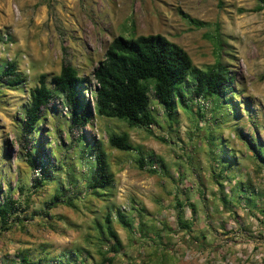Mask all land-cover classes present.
I'll return each mask as SVG.
<instances>
[{
  "label": "rangeland",
  "instance_id": "1",
  "mask_svg": "<svg viewBox=\"0 0 264 264\" xmlns=\"http://www.w3.org/2000/svg\"><path fill=\"white\" fill-rule=\"evenodd\" d=\"M256 6V0H0V63L15 60L26 77L16 89L0 85V203L6 196L20 202L7 226L0 221V264H20L22 256L32 264H97L110 245L106 213L118 235H130L127 255L121 251L112 264H143L139 253L152 251L159 238L152 241L150 234L154 237L158 227L175 223L177 203L186 206L183 214L189 221L204 222L212 233L214 221L228 223V244L240 228L264 241V10ZM180 12L206 25L196 28ZM156 33L182 47L198 68L219 59L235 76L230 102L187 96L189 106L179 105L171 123L152 97L157 123L150 134L94 113L84 130L69 131L61 102L54 100L41 132L38 126L34 130L36 145L41 141L44 146L40 157L35 155L32 138L22 134L20 123L39 75L47 74L51 86V77L70 63L90 80V88L82 91L93 104L92 71L112 39ZM81 132L86 139H80ZM122 132L133 150L109 146L108 136ZM93 139L103 142L115 174L114 187L99 195L90 194L85 181L93 157L84 150ZM48 152L51 176L35 188L34 179L41 174L30 159L44 163ZM149 155L158 159L156 173L148 172ZM140 156L144 168L138 165ZM56 193L60 201L48 208ZM232 206H240L251 219L247 225L230 224L235 219L244 223ZM219 207L229 209V215L224 217ZM118 208L131 220L132 231L117 220ZM238 249L224 264L249 263L247 247ZM262 252L260 244L257 253ZM194 255L189 252L187 258Z\"/></svg>",
  "mask_w": 264,
  "mask_h": 264
},
{
  "label": "trees",
  "instance_id": "2",
  "mask_svg": "<svg viewBox=\"0 0 264 264\" xmlns=\"http://www.w3.org/2000/svg\"><path fill=\"white\" fill-rule=\"evenodd\" d=\"M256 2L255 10H264V0H256ZM180 14L196 28L206 25L204 21L186 13L180 12ZM216 31L219 35L218 26ZM215 44L218 50L221 49L219 39L215 40ZM92 77L95 80L93 104L85 99L82 91L90 88V80L80 76L78 70L70 63H63L59 72L51 77V86L47 83V74L39 75L38 84L28 92V101L20 123L22 134L32 138L35 155L40 157L44 152V146L41 141L36 145L37 134L34 130L38 126L41 132L40 124L44 120L43 116L48 109H54L51 105L54 100L59 99L61 102L65 112L64 117L68 120L69 131L84 130L94 113L98 116L122 120L130 127L144 128L152 134L151 127L157 123L150 107L152 97L164 108L167 118L173 123L176 121L177 107L189 106L186 101L188 97L195 99L210 96L216 99L222 98L227 103L235 94V76L219 59L211 66L198 68L193 65L190 56L182 47L159 33L131 37L117 35L108 45L104 58L93 68ZM25 81L26 77L18 70L15 60L0 63V85L16 89L23 86ZM79 137L86 139L84 132H81ZM107 142L110 147L120 151L134 149L126 132L110 134ZM84 152L93 157V166L89 169L85 180L87 191L92 195H99L113 188L115 174L110 169L103 142L100 139H93L87 144ZM257 154L262 155L263 149L257 150ZM28 155L31 156L32 152ZM45 156L47 161L44 163H39L38 158L37 161L30 159L33 166H38L41 174L39 178L34 179L35 188L44 184L52 173L49 166L46 167L52 163L49 160L51 157L49 152ZM148 157V172L156 173L152 165L158 159L152 155ZM137 161L140 168L146 166L143 156ZM60 198V194H54L48 208L56 206ZM66 203L71 205L70 202ZM19 207L20 202L11 196H6L0 203V221L7 226L9 219L17 215ZM176 208V221L184 228L186 225L184 205L177 203ZM115 214L119 223L132 231V222L125 212L118 208ZM104 225L110 245L105 251L100 252L101 260L97 264H112L115 255L123 250V244L112 226L110 213L105 214ZM139 254L143 264L157 262L159 257L156 250L150 253H145L143 250ZM165 256L167 255L164 253L161 260L163 264H167L163 262L167 260ZM20 264H32V262L22 256Z\"/></svg>",
  "mask_w": 264,
  "mask_h": 264
},
{
  "label": "crops",
  "instance_id": "3",
  "mask_svg": "<svg viewBox=\"0 0 264 264\" xmlns=\"http://www.w3.org/2000/svg\"><path fill=\"white\" fill-rule=\"evenodd\" d=\"M229 202V201H228ZM242 203V202H241ZM229 205V203H228ZM186 206L184 205V208ZM233 207V206H232ZM234 208V207H233ZM223 208L219 207V211ZM236 209L235 214L239 217H244V223L240 220H232L230 224L240 228V225H247L249 223L250 218L243 214V209L239 206L234 208ZM248 208L246 207V210ZM174 213H177V209L173 210ZM193 213L196 214L195 210L192 209ZM222 215L227 216L230 213L229 209L222 210ZM212 215V214H210ZM244 215V216H243ZM198 215H195L197 218ZM176 219V218H175ZM186 225L184 228L180 226L177 221L175 223L169 224L172 228H167L164 224L158 227V232L154 235L150 234L151 240H155L157 237L159 241L157 243L149 241L153 244V250H156L158 254L157 262H147L145 264H163L161 263L163 260V254L165 253L167 256V260L163 261L167 264H224L227 257L234 259V251L240 247H247L246 259H248V264H256V261L264 264V241H259L251 238L249 235L253 234V232L242 231L240 228L233 234H230L232 237L231 243L228 244L227 237L228 235L224 232V226L228 225L224 220H220L219 222L214 221L215 228L213 229V233L206 230L205 223L199 222V220L195 221L192 217L186 218ZM209 223V224H213ZM134 224V223H133ZM137 226V224H135ZM134 226V225H133ZM167 229V230H166ZM264 235V227L262 228ZM224 233V234H223ZM142 236L141 234H138ZM130 235H124L122 237L119 234L121 242L123 244V253L126 254V247L130 244L129 240ZM124 238V239H123ZM233 241V242H232ZM260 244L262 245V253H257V249H260ZM238 249V252H240ZM241 250V249H240ZM189 252L195 253L194 258H187V254ZM242 252V251H241ZM238 254V253H236ZM200 256L203 257V260L200 259ZM198 257V259H197ZM238 259V258H236ZM128 260L130 258L128 257Z\"/></svg>",
  "mask_w": 264,
  "mask_h": 264
},
{
  "label": "built area",
  "instance_id": "4",
  "mask_svg": "<svg viewBox=\"0 0 264 264\" xmlns=\"http://www.w3.org/2000/svg\"><path fill=\"white\" fill-rule=\"evenodd\" d=\"M150 107H151V106H150ZM152 168H155V169H156V164H153V165H152ZM35 175H36V176L39 175V173H38L37 170L35 171Z\"/></svg>",
  "mask_w": 264,
  "mask_h": 264
}]
</instances>
